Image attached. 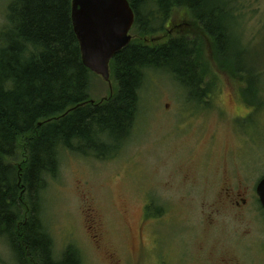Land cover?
Masks as SVG:
<instances>
[{"label": "rangeland", "instance_id": "374dc122", "mask_svg": "<svg viewBox=\"0 0 264 264\" xmlns=\"http://www.w3.org/2000/svg\"><path fill=\"white\" fill-rule=\"evenodd\" d=\"M218 1L229 9L235 50L255 69L250 77L262 75L264 83V0ZM5 5L0 0V27ZM193 25L178 13L165 34L192 32ZM199 51L211 101L189 100L169 74L151 73L135 126L115 157L60 153L40 207L56 257L72 247L82 264H264V211L255 193L264 177V90L247 102L239 72L219 66L210 43ZM115 91L111 74L109 83L93 74L92 104ZM24 161L20 151L10 162ZM12 263L0 240V264Z\"/></svg>", "mask_w": 264, "mask_h": 264}, {"label": "trees", "instance_id": "16d2710c", "mask_svg": "<svg viewBox=\"0 0 264 264\" xmlns=\"http://www.w3.org/2000/svg\"><path fill=\"white\" fill-rule=\"evenodd\" d=\"M71 1L6 0L0 27V240L8 245L12 264H82L72 247L55 256L40 215L42 194L58 173L62 151L98 159L121 151L138 118L149 74H169L200 105L211 101L198 60L205 41L219 66L225 62L239 72L247 102L255 103L264 90L262 75L250 77L255 69H248L234 48L224 4L127 0L135 15L131 30L144 43L133 40L114 56L115 94L94 105L89 100L93 74L82 63ZM178 13L191 19L194 30L168 36L166 25ZM157 32L164 36L154 42L150 37ZM20 151L25 161L16 166L10 161Z\"/></svg>", "mask_w": 264, "mask_h": 264}, {"label": "water", "instance_id": "95a60500", "mask_svg": "<svg viewBox=\"0 0 264 264\" xmlns=\"http://www.w3.org/2000/svg\"><path fill=\"white\" fill-rule=\"evenodd\" d=\"M71 21L84 67L109 83L111 61L132 40L135 15L128 1L72 0ZM255 193L264 210V177Z\"/></svg>", "mask_w": 264, "mask_h": 264}, {"label": "flooded vegetation", "instance_id": "af4514ba", "mask_svg": "<svg viewBox=\"0 0 264 264\" xmlns=\"http://www.w3.org/2000/svg\"><path fill=\"white\" fill-rule=\"evenodd\" d=\"M258 199V198H257ZM242 202L244 203L245 202V200H242ZM259 202V201H258ZM238 204V203H237ZM264 211V210H263Z\"/></svg>", "mask_w": 264, "mask_h": 264}]
</instances>
